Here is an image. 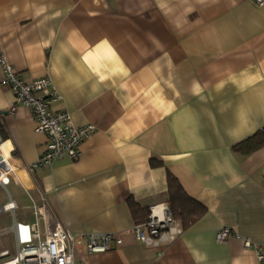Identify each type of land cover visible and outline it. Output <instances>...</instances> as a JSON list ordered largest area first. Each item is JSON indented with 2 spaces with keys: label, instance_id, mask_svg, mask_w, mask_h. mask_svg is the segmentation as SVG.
<instances>
[{
  "label": "crops",
  "instance_id": "obj_1",
  "mask_svg": "<svg viewBox=\"0 0 264 264\" xmlns=\"http://www.w3.org/2000/svg\"><path fill=\"white\" fill-rule=\"evenodd\" d=\"M1 55L27 83L49 75L61 95L52 110L96 128L77 160L30 171L47 138L16 105L0 64V123L15 147L0 205L15 202L13 225L38 221L35 202L48 207L52 226L123 240L101 254L80 243L76 264H260L264 145L235 148L264 127V4L0 0ZM168 173L207 213L187 229L179 222L175 239L146 245L133 234L130 201L147 217L168 201ZM21 208L30 214L19 220ZM222 228L234 231L226 243L216 239Z\"/></svg>",
  "mask_w": 264,
  "mask_h": 264
},
{
  "label": "built area",
  "instance_id": "obj_2",
  "mask_svg": "<svg viewBox=\"0 0 264 264\" xmlns=\"http://www.w3.org/2000/svg\"><path fill=\"white\" fill-rule=\"evenodd\" d=\"M256 3L263 5L264 0H256ZM0 64L4 70L2 82L14 92L16 105L32 112L35 132L44 134L47 138L46 152L37 162L29 165V170L50 167L60 159L77 160L83 141L90 138L96 128L92 125L78 128L69 112L52 110L53 104L61 100V95L49 75L27 83L14 71L4 55L0 56ZM14 150L11 140L0 135V186L5 189L13 175L9 158ZM16 209V204L10 197L7 203L0 205V216L11 213L15 217ZM33 212L38 220L34 224L19 223L14 219L16 254L12 256L7 250L1 252L0 260L8 257L9 259L0 264H76L77 246L80 243L85 245L89 254L106 253L112 249L113 243H123L116 234H74L60 225L52 226V215L46 205L38 206L33 202ZM41 219L44 230H41L39 224ZM132 231L137 241L153 246H158L165 238L173 240L181 233L180 224L173 216L169 201L151 206L146 221L136 223ZM232 236L234 231L222 228L217 232L216 239L219 243H226ZM246 246L251 245L246 243ZM258 261L264 264L262 253H258Z\"/></svg>",
  "mask_w": 264,
  "mask_h": 264
},
{
  "label": "trees",
  "instance_id": "obj_3",
  "mask_svg": "<svg viewBox=\"0 0 264 264\" xmlns=\"http://www.w3.org/2000/svg\"><path fill=\"white\" fill-rule=\"evenodd\" d=\"M3 127L0 123V135L5 138ZM264 145V132H261L256 137L250 138L239 144L235 149L245 154H249ZM152 167L162 166V162L152 159ZM168 201L172 206V213L184 229L191 227L206 213L207 208L202 204L192 199L183 189L178 179L171 173H168ZM132 212L136 215V223H143L147 217L145 211L133 201H130Z\"/></svg>",
  "mask_w": 264,
  "mask_h": 264
},
{
  "label": "rangeland",
  "instance_id": "obj_4",
  "mask_svg": "<svg viewBox=\"0 0 264 264\" xmlns=\"http://www.w3.org/2000/svg\"><path fill=\"white\" fill-rule=\"evenodd\" d=\"M6 199H8V194L5 191L0 189V202L5 201ZM28 214H30L29 210H26L25 208H21L17 212V219L22 220L23 215H28ZM12 225H13V216L11 214L0 216V230L1 231L3 230V228L4 229L11 228ZM4 249L10 250L12 256L16 254V245L14 242L12 230H10L9 232L0 234V251ZM7 259H9V257L5 259H1L0 263Z\"/></svg>",
  "mask_w": 264,
  "mask_h": 264
}]
</instances>
